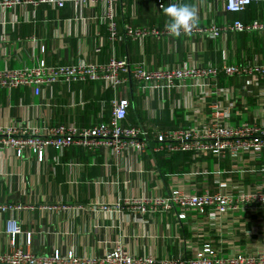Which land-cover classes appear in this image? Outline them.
I'll return each instance as SVG.
<instances>
[{
  "label": "crops",
  "instance_id": "1",
  "mask_svg": "<svg viewBox=\"0 0 264 264\" xmlns=\"http://www.w3.org/2000/svg\"><path fill=\"white\" fill-rule=\"evenodd\" d=\"M197 11V22L187 33L149 36L144 41L108 37L105 2L68 3L57 10L48 4L17 6L0 12V68L105 63L113 56H126L131 64L142 63L150 70L187 65L208 67L225 62L243 64L263 56L264 34L257 36L228 31L214 40L195 30L212 22L232 24L236 20H264V4L253 3L243 12H227L223 0H184ZM170 3H181L168 1ZM118 30L126 23L166 30L168 17L152 0H122L117 10ZM241 83L220 81L221 87ZM132 101L129 119L141 124L152 136L155 130L176 128L197 111L201 89L187 82L178 88L151 92H126ZM126 94L122 93V96ZM113 91L103 82L51 85L37 96L31 87H0V126L40 131L58 124L90 126L103 114L110 116ZM193 117V116H190ZM153 148L155 142L149 140ZM210 158V157H209ZM204 161L210 172L212 190L218 183L211 173L214 158ZM193 160L185 154L171 157L149 149L128 150L116 156L109 150L90 151L73 145L63 151L50 149L43 161L26 151L17 156L11 148H0V254L22 248L38 255L55 250L73 251L81 256H99L117 245L159 261L189 258L193 248L216 247L223 256L234 252L264 253V206H245L236 215L221 218L214 211L198 214L180 209L142 212L128 200L164 195L176 176L194 171ZM223 167L230 164L220 162ZM261 162L257 163L260 167ZM198 174L188 187L200 188ZM188 179L187 177H185ZM232 179L229 181L228 179ZM222 179L239 181L225 172ZM264 185V174L244 177ZM108 207V208H107ZM180 213L185 219H179ZM21 226L15 237L8 222ZM15 238V244H12Z\"/></svg>",
  "mask_w": 264,
  "mask_h": 264
},
{
  "label": "built area",
  "instance_id": "2",
  "mask_svg": "<svg viewBox=\"0 0 264 264\" xmlns=\"http://www.w3.org/2000/svg\"><path fill=\"white\" fill-rule=\"evenodd\" d=\"M105 2L108 37L116 42L123 37L144 41L149 36H161L169 33L157 27L132 25L126 23L123 33L118 30L117 6L122 0H0V12L17 6L48 4L54 9H61L68 3L80 5L93 2ZM158 9L167 6L168 1L152 0ZM198 2L200 0H193ZM227 12H243L253 3L264 0H223ZM216 40L228 31L244 32L251 35L264 34V20L251 22L236 20L232 24L218 25L214 22L195 28ZM263 56L237 64L225 62L208 67L178 65L148 69L142 63L131 64L126 56H113L105 63H80L53 65L42 61L37 66L20 68H0V87H31L39 96L51 85H66L73 82H103L107 89L113 91L110 100V116L103 114L97 122L87 127L72 124L53 125L44 131L38 128L18 129L0 126V148H11L17 156L26 151L35 153L40 161L52 148L63 151L73 145H79L90 151L109 150L118 156L124 151L135 150L154 152L171 157L175 154L188 155L193 160L194 171L183 177L176 176L164 195L137 197L126 204L142 212L195 211L205 214L214 211L221 218L238 215L247 206H264V185L253 181L252 185L243 183L244 177L254 178L264 174V59ZM232 79L240 81L234 87H221L220 81ZM192 82L201 89L202 99H210L208 104L200 102L197 111L187 115L188 122L176 128L155 130L151 136L141 124L129 119L132 101L126 92L167 91ZM122 93L126 94L122 96ZM193 116V117H190ZM149 140L155 145L150 147ZM210 157V158H209ZM214 158V173L219 190H212L209 171L204 161ZM220 162L229 164L225 167ZM261 162L260 167L257 163ZM225 172L238 175L239 181L222 179ZM202 174L204 181L200 188L187 186L186 180H192ZM187 177L188 179H186ZM246 206V207H245ZM108 208V207H107ZM179 219H185L180 213ZM21 232L18 222H8V233L14 237ZM15 244V238H12ZM0 264H264V253L254 254L234 252L223 256L213 245L207 243L193 248L189 258L179 256L177 259L159 261L154 256H141L128 252L122 245L99 256H81L73 251L66 253L55 250L50 255H38L22 248H14L9 253L0 254Z\"/></svg>",
  "mask_w": 264,
  "mask_h": 264
},
{
  "label": "clouds",
  "instance_id": "3",
  "mask_svg": "<svg viewBox=\"0 0 264 264\" xmlns=\"http://www.w3.org/2000/svg\"><path fill=\"white\" fill-rule=\"evenodd\" d=\"M162 12L168 17L166 30L174 36L189 32L197 22L196 9L187 3H170L162 5Z\"/></svg>",
  "mask_w": 264,
  "mask_h": 264
},
{
  "label": "trees",
  "instance_id": "4",
  "mask_svg": "<svg viewBox=\"0 0 264 264\" xmlns=\"http://www.w3.org/2000/svg\"><path fill=\"white\" fill-rule=\"evenodd\" d=\"M248 7H249V6H248ZM248 7H247V8H248ZM130 24H131V23H130ZM132 25H133V24H132ZM135 26H137V25H135ZM89 83H91V82H89ZM109 101H110V100H109Z\"/></svg>",
  "mask_w": 264,
  "mask_h": 264
}]
</instances>
